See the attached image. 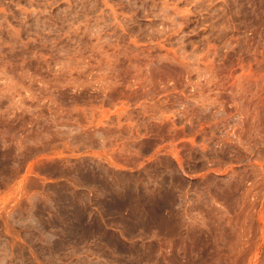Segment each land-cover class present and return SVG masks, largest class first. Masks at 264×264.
Here are the masks:
<instances>
[{
  "label": "rangeland",
  "instance_id": "rangeland-1",
  "mask_svg": "<svg viewBox=\"0 0 264 264\" xmlns=\"http://www.w3.org/2000/svg\"><path fill=\"white\" fill-rule=\"evenodd\" d=\"M236 8L0 0V264H264V35ZM167 177L175 226L143 190Z\"/></svg>",
  "mask_w": 264,
  "mask_h": 264
},
{
  "label": "clouds",
  "instance_id": "clouds-1",
  "mask_svg": "<svg viewBox=\"0 0 264 264\" xmlns=\"http://www.w3.org/2000/svg\"><path fill=\"white\" fill-rule=\"evenodd\" d=\"M164 2L167 3L168 0H164ZM205 2L211 4L212 0H192L193 6ZM216 2L226 5L228 3V0H216ZM233 3L237 5V8L233 12V15L241 12V8L243 5H247V9L243 10L244 21H246L249 28L257 30L258 34L264 35V0H233ZM148 172H152L154 175H158L161 177H166L167 175V170L161 173H157L154 171L153 167L146 169L145 172L142 173V175H146ZM182 183V179H177L176 177H167L166 179H162L158 186L151 189V195H149L148 191L143 188L144 195L146 197H150L153 201L156 202V204L158 205V210L162 213L163 217L167 218L170 226H175L174 216L175 202L177 198L176 186ZM135 192L139 197L140 189L136 188ZM89 219H91V217H89ZM40 259L43 260L45 259V257L43 256L42 258L41 255Z\"/></svg>",
  "mask_w": 264,
  "mask_h": 264
},
{
  "label": "bare ground",
  "instance_id": "bare-ground-1",
  "mask_svg": "<svg viewBox=\"0 0 264 264\" xmlns=\"http://www.w3.org/2000/svg\"><path fill=\"white\" fill-rule=\"evenodd\" d=\"M84 205V204H83Z\"/></svg>",
  "mask_w": 264,
  "mask_h": 264
}]
</instances>
